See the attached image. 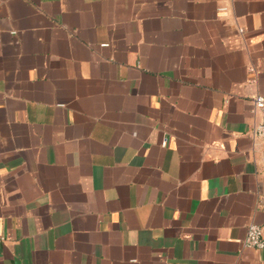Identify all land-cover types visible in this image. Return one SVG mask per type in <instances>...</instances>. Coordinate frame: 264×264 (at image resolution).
<instances>
[{"label":"crops","instance_id":"obj_1","mask_svg":"<svg viewBox=\"0 0 264 264\" xmlns=\"http://www.w3.org/2000/svg\"><path fill=\"white\" fill-rule=\"evenodd\" d=\"M258 95L264 0H0V264H264Z\"/></svg>","mask_w":264,"mask_h":264},{"label":"built area","instance_id":"obj_2","mask_svg":"<svg viewBox=\"0 0 264 264\" xmlns=\"http://www.w3.org/2000/svg\"><path fill=\"white\" fill-rule=\"evenodd\" d=\"M223 10H226L224 7ZM243 32V29H240ZM254 107L257 109L261 118L255 128V135L264 141V96L258 95L254 99ZM247 247H254L258 249H264V229L262 226L251 223L247 227V234L244 241Z\"/></svg>","mask_w":264,"mask_h":264}]
</instances>
